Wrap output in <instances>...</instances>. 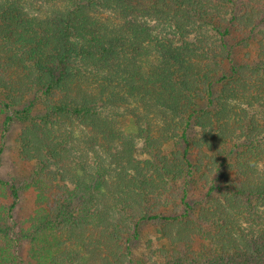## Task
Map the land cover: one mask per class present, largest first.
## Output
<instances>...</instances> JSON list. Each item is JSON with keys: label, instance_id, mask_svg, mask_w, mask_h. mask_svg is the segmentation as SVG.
I'll return each mask as SVG.
<instances>
[{"label": "rangeland", "instance_id": "1", "mask_svg": "<svg viewBox=\"0 0 264 264\" xmlns=\"http://www.w3.org/2000/svg\"><path fill=\"white\" fill-rule=\"evenodd\" d=\"M8 1L14 7L12 12L20 16L36 17L51 11L50 5L40 0ZM142 11L146 12L143 25L148 34L166 32L173 38L168 42L172 50L179 48L181 42L193 49L197 32L193 30V19H186L183 11L170 14V8L162 9L163 25H159L157 16L154 17L152 12ZM171 22L181 25V31L168 27ZM201 33L205 38L208 36L204 31ZM48 41L51 38L43 39L41 46L47 48L45 43L50 45ZM148 50L149 54L156 52ZM167 55L165 53L164 59H168ZM183 55V60L187 59L185 67L192 68V74L188 79L185 77L186 84L189 82L190 85L191 99L204 104L201 98L203 87L197 85V77L193 74L196 55H193V50L189 52V48ZM79 62L80 65H77ZM79 62L76 66L86 72L84 75L97 71L94 91L81 87L82 94L94 92L102 96L103 99L92 106L96 115H58L48 121L36 117L30 123L14 121L4 138L0 139V264H18V261L23 264H129L130 259L134 264H162L168 256L176 255V251L168 253L170 250H166L170 242H182L183 246L176 247L180 254L188 250L189 244L193 245V222L198 223L206 215L211 219L210 233L216 237H231L230 240H237L240 244L243 243L242 238L234 232L241 230L248 235L258 234L264 239V199L252 204L256 214L250 215L242 201L218 196L212 203H199L198 213L193 218V200H201V189L197 187L216 171V154L213 152L217 153L223 135H228L224 134L228 125L219 126L218 134L210 125L202 123L205 114H200L194 125L193 117L190 119L185 137H182L185 120L181 115L189 103L184 98L185 94L179 93L182 90L180 85L170 88L165 84V89L168 88L171 94H164L162 98L167 108L153 107V103L147 102L148 97L144 98L145 92L142 93L141 89L154 92L157 88L138 83L131 62L112 63L109 59H84ZM178 63L168 61L172 68H180ZM25 72L30 79L33 76L35 79L36 75L31 71ZM20 74L26 76L22 69ZM159 75L155 77H164ZM36 78L41 85L47 82V77ZM126 83L136 86L140 92L136 89L124 90ZM70 94L68 86H61L52 95L44 96L32 115L40 114L58 101H68ZM219 101L225 103L226 100ZM249 153L251 164H237V168L247 174L263 175L264 166L253 165L256 155H252L251 151ZM183 154L186 161L182 159ZM242 157L245 155H239V159ZM260 159L258 163L263 164L264 155ZM235 165L227 164L224 169L232 172ZM35 170L39 184L32 189L25 183L26 179L34 178ZM188 170L190 178L183 182L182 173ZM3 182L14 183L20 188V201L10 211L11 215L8 208L12 202ZM77 185L85 200L65 206L71 203L68 201L71 196L69 191ZM44 186L50 201L36 196L38 191L45 189ZM183 191L192 206L190 221H138L148 212H180L178 203ZM159 192L160 196L153 197ZM45 204L50 222L47 233L38 235L32 242L24 237L20 239L21 234L28 236L34 229L35 213L38 211L35 210ZM80 208L87 209L89 218H82ZM236 212H244L246 217H233ZM71 215L74 220H71ZM135 237L136 241H133ZM16 239L18 242L14 246ZM124 242L132 252L129 256L122 247Z\"/></svg>", "mask_w": 264, "mask_h": 264}, {"label": "trees", "instance_id": "2", "mask_svg": "<svg viewBox=\"0 0 264 264\" xmlns=\"http://www.w3.org/2000/svg\"><path fill=\"white\" fill-rule=\"evenodd\" d=\"M40 1L50 5V13L25 17L23 14L20 16L12 12L14 7L10 1L0 0V139L4 138L14 121L30 123L36 117L48 121L58 115H96L97 112L93 111L92 106L102 100V96L94 92L82 94L81 87L86 86L93 90L97 71L84 75L86 72L77 68L76 64L84 59H109L112 63L123 61L124 64L131 62L135 80L150 88H157L154 92L141 89L142 93L145 92L144 98L148 97L147 102L153 103V107L167 108L162 98L164 94H171L168 88L165 89V84L170 88L174 85L181 86L179 93H184V98L189 103L181 115L185 120L182 137H185L190 119L193 117L194 125L200 114H205L202 123L210 125L218 134L219 126L228 125V130L224 131V134L228 135H223L217 153L213 152L216 154V171L197 187L201 189V200H193V218L198 213L199 203L206 205L223 195L242 201L250 215L256 214L252 204L264 199V174H247L237 168V164H251V151L252 155H256L252 164L264 166V163H258L264 155V0ZM165 8H170V14H178L181 10L186 14V19H193V30L197 32L193 49L191 45L181 42L179 48L172 50L168 43L173 39L171 35L162 31L153 34L146 32L147 29L143 25L146 12L142 10L152 12L154 17L157 16L159 25H163L165 21H162V9ZM180 26L171 22L168 27L181 31ZM202 31L208 34L206 38L201 35ZM47 37L51 38V41H48L50 45L45 43V48L41 46V42ZM157 39L159 40L156 41ZM144 45L147 47L143 48ZM186 48H189V52L193 50V55H196L193 74L197 77V85L203 87L201 98L204 104H200L199 100L192 101L189 82L186 84L185 77L188 79L192 74V68L185 67L187 59L183 60ZM148 49H154L156 52L149 54ZM165 53H168V59H164ZM168 61L173 64L179 62L180 68H172L173 65H169ZM77 65H80V62ZM20 69L25 74V71H31V74L36 75L35 79L33 80L34 76L30 79L27 74L22 76ZM176 72L179 73L174 76ZM157 74L164 77L158 79L155 77ZM37 76L43 79L47 77L46 84L41 85L39 80L36 81ZM61 86L70 88V99L53 103L40 111V114L32 115L34 108L41 105L40 100L44 96L52 95ZM127 89L139 91L130 83H126L124 90ZM219 89L223 91L220 92ZM219 99H225L227 102L221 103ZM19 106L21 108L17 109ZM202 123L200 125H203ZM1 153L0 145V155ZM184 154L182 159L186 161ZM239 155L245 157L239 159ZM227 164H236L232 172L225 171ZM34 173V178L26 179V187L34 189V185L38 186L37 171ZM189 175V170L183 172L182 181L187 182ZM3 184L12 202L8 208L11 215L10 211L20 201V188L14 183ZM44 188L38 191L36 196L50 201L46 186ZM69 193L71 196L68 201L71 203H64L65 206L85 200L78 185ZM160 195L159 192L153 197ZM178 205L181 207L178 213L148 212L138 221H190L192 206L184 191ZM47 208L45 204L35 210L38 211L35 213L37 218L34 229L28 236L21 234L20 239L24 237L32 242L38 235L44 236L45 232L47 233L50 225ZM80 213L83 219L90 216L87 209H81ZM233 217L243 219L246 214L236 212ZM70 218L74 220L72 215ZM210 220L206 215L201 217L198 223L193 222V245L189 244L187 251L180 254L181 251L176 249L180 245L183 246L180 240L170 242L166 250H170L168 253L176 251V255H167L168 259L162 264H264L262 236L235 230L234 233L242 238L243 243L240 244L237 240H230L231 237H216L217 235L210 233ZM133 241H136V237ZM17 242L16 239L14 246ZM122 247L125 248L127 256L132 253L126 242ZM17 263L23 264L21 261ZM128 263L134 264L131 259Z\"/></svg>", "mask_w": 264, "mask_h": 264}]
</instances>
